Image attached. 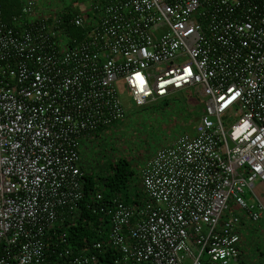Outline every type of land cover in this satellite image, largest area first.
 <instances>
[{
	"label": "built area",
	"instance_id": "1",
	"mask_svg": "<svg viewBox=\"0 0 264 264\" xmlns=\"http://www.w3.org/2000/svg\"><path fill=\"white\" fill-rule=\"evenodd\" d=\"M87 3L64 20L20 0L5 21L0 0V264L239 260L264 217V0ZM118 80L135 107L193 87L205 111L142 162L140 202L97 192L104 238L72 248L80 148L125 117Z\"/></svg>",
	"mask_w": 264,
	"mask_h": 264
},
{
	"label": "rangeland",
	"instance_id": "2",
	"mask_svg": "<svg viewBox=\"0 0 264 264\" xmlns=\"http://www.w3.org/2000/svg\"><path fill=\"white\" fill-rule=\"evenodd\" d=\"M87 2L89 0H37V8L53 14L70 4H78L85 9ZM115 86L127 110L126 115L109 125L97 138L94 137V141L81 146V161L85 171L99 173L104 167L106 169L109 162L119 157L129 158L138 171L142 162L158 148L182 132L192 131L198 116L205 111V98L195 92L193 87L174 94L170 99L138 108L132 104L122 80H118ZM234 121L233 116H222L226 129ZM136 181L139 183V177ZM139 197L144 198L141 192ZM230 206L234 207L231 203ZM241 239L242 254L239 260H231L227 264H259L264 259V217L258 222L248 223Z\"/></svg>",
	"mask_w": 264,
	"mask_h": 264
},
{
	"label": "trees",
	"instance_id": "3",
	"mask_svg": "<svg viewBox=\"0 0 264 264\" xmlns=\"http://www.w3.org/2000/svg\"><path fill=\"white\" fill-rule=\"evenodd\" d=\"M78 7V4L64 6V20L70 17L71 9ZM20 9V0H2V13L5 21H10L11 17L17 14ZM69 28V32L74 35H79L76 28ZM106 128H108V126L99 128L94 133L93 138L83 141L82 145L86 144V142H91L94 137L97 138ZM84 172L85 185L84 198L81 201V216L73 226L68 228V244L72 248L80 247L85 243L89 244L104 238V235L99 231L103 230L102 225L107 221V218L104 215L94 214L91 210L89 211L86 208L87 204L94 202V197L97 192H101L103 197L102 201H108L114 196H118L121 200L130 204L141 201L139 197L141 192L140 184L136 181V179L138 180V172L129 158L119 157L117 160L109 162L106 169L104 167L99 173H93L91 171ZM112 257H114V255H112Z\"/></svg>",
	"mask_w": 264,
	"mask_h": 264
},
{
	"label": "snow or ice",
	"instance_id": "4",
	"mask_svg": "<svg viewBox=\"0 0 264 264\" xmlns=\"http://www.w3.org/2000/svg\"><path fill=\"white\" fill-rule=\"evenodd\" d=\"M140 82H141V86H142V85H143V83H144V81H143V79H142V78H141V81H140Z\"/></svg>",
	"mask_w": 264,
	"mask_h": 264
}]
</instances>
